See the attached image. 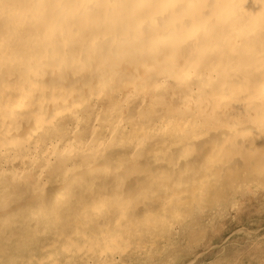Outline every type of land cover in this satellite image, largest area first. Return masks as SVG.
Returning <instances> with one entry per match:
<instances>
[{
  "label": "bare ground",
  "instance_id": "obj_1",
  "mask_svg": "<svg viewBox=\"0 0 264 264\" xmlns=\"http://www.w3.org/2000/svg\"><path fill=\"white\" fill-rule=\"evenodd\" d=\"M249 190L264 0H0V264H107Z\"/></svg>",
  "mask_w": 264,
  "mask_h": 264
},
{
  "label": "rangeland",
  "instance_id": "obj_2",
  "mask_svg": "<svg viewBox=\"0 0 264 264\" xmlns=\"http://www.w3.org/2000/svg\"><path fill=\"white\" fill-rule=\"evenodd\" d=\"M249 191L233 201L227 196L223 203L219 200L200 204L199 210L184 208L176 220L150 223L156 224L154 231L148 232L151 235L142 227L146 224L133 223V229L138 230L127 242L108 251L107 264H264V190ZM25 252L21 250L19 256H28L29 250ZM35 255L39 258L38 252ZM7 257L5 261L10 262L11 255ZM59 262L63 264L61 259Z\"/></svg>",
  "mask_w": 264,
  "mask_h": 264
}]
</instances>
